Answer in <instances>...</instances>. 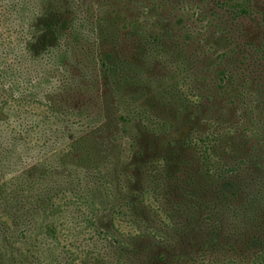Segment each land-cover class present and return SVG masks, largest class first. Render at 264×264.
<instances>
[{
	"label": "rangeland",
	"instance_id": "obj_1",
	"mask_svg": "<svg viewBox=\"0 0 264 264\" xmlns=\"http://www.w3.org/2000/svg\"><path fill=\"white\" fill-rule=\"evenodd\" d=\"M217 1L0 0V264H112L105 249L111 225L122 232L137 228L118 214L124 205L115 212L94 199L111 193L120 195L114 205L137 201L133 194L140 186L141 194L147 175L163 166L168 135L178 131L159 126L173 119L160 93L171 86L187 99H202L208 94L199 95L201 86L213 83L208 78L206 86L203 78L214 80L222 65L239 67L251 50L244 42L259 40L264 29V0H253L256 11L222 34L224 17L211 7ZM150 33L160 35L167 52L144 59L142 36ZM177 44L185 71L173 56ZM216 51L227 56L217 60ZM251 54L245 64L264 73L263 60ZM115 57L137 70H111ZM202 100L215 103L213 115H226L228 97ZM209 115L193 119L206 122ZM225 121L232 123V116ZM111 140L117 157L109 162L110 177L95 167L96 153L86 146L98 142L104 155ZM141 196L157 206L153 195Z\"/></svg>",
	"mask_w": 264,
	"mask_h": 264
},
{
	"label": "trees",
	"instance_id": "obj_2",
	"mask_svg": "<svg viewBox=\"0 0 264 264\" xmlns=\"http://www.w3.org/2000/svg\"><path fill=\"white\" fill-rule=\"evenodd\" d=\"M254 3L253 0L213 2L212 9L224 17L222 34L226 35L227 25L237 27L240 18L250 17L256 11ZM130 29L136 31L139 28L134 23ZM159 37L151 33L142 36L145 50L141 56L144 59L167 52ZM258 39L251 38L244 43L251 49V56L257 55L264 63V29ZM175 49V62L185 71L186 61L179 54L182 53L179 44ZM220 52L227 53L216 51L217 60L227 56ZM249 53H242L239 67L222 65L214 69V80L210 76L203 78L206 86L212 85L207 90L201 86L200 96L207 93L203 96L206 100L228 97L223 102L224 116L213 115L214 102L206 104L203 97L187 99L179 89L175 92L176 87H165L160 93L159 97L172 112L173 119L159 126H175L178 134L168 135L166 144L170 149L165 150L167 157L163 166L160 170L152 169L153 172L147 175V184L142 187L141 194H137L141 186L133 194L138 195L137 201L114 205L119 194L115 198L111 193L100 197L97 194L99 188L89 190L98 195L95 201L107 202L108 209L115 211L117 206L124 205L126 211L118 214L129 226L137 228V231L122 232L111 225L107 232L109 247L104 248L112 264H264V89H260L264 88V73H254L245 64L244 58ZM113 60L110 69L123 70L121 75L129 69L137 70V65L129 59L115 57ZM208 78L213 83L208 84ZM115 109L117 111V107ZM189 109L193 117L201 112H212V115L206 117V122L198 116L195 122L193 117L186 115ZM229 114L232 123L225 121ZM104 124L108 126L109 121ZM185 127H188L186 132H182ZM111 143L104 147V155L98 151V142L86 146L88 152L96 153L95 167L104 169L105 175L110 177L109 162L117 157L113 155L115 141L111 140ZM85 156L93 163L90 155ZM97 173L99 182L110 189L109 180L104 174ZM142 193L153 195L157 206L143 200ZM75 196L77 200L82 198L78 193ZM10 202L12 205L16 200Z\"/></svg>",
	"mask_w": 264,
	"mask_h": 264
}]
</instances>
